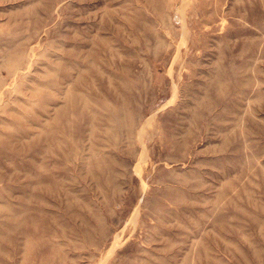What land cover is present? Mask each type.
I'll return each mask as SVG.
<instances>
[{
  "label": "rangeland",
  "instance_id": "obj_1",
  "mask_svg": "<svg viewBox=\"0 0 264 264\" xmlns=\"http://www.w3.org/2000/svg\"><path fill=\"white\" fill-rule=\"evenodd\" d=\"M1 230L0 264H264V0H0Z\"/></svg>",
  "mask_w": 264,
  "mask_h": 264
},
{
  "label": "bare ground",
  "instance_id": "obj_2",
  "mask_svg": "<svg viewBox=\"0 0 264 264\" xmlns=\"http://www.w3.org/2000/svg\"><path fill=\"white\" fill-rule=\"evenodd\" d=\"M36 89H38V88H36ZM35 89V91H37ZM34 91V92H35ZM33 92V93H34ZM47 99V98H46ZM71 104V103H70ZM126 106V105H125ZM66 111V108L64 107V108H59V107H57V109H55V112H54V117H58V116H60L63 112H65ZM15 125L16 124H18V123H14ZM17 126V125H16ZM130 131V130H129ZM25 135H23V133L21 132V129L20 130H16V132L14 133V141H18L17 142V144L16 145H19L18 146V148H16V147H14V149H16V151L17 152H21V151H23L24 150V148H26L27 147V145H23V144H21V142H22V137H24ZM53 140V144L54 145H57V146H59V141L57 140V139H55V138H52ZM24 210H26V209H23V210H20V211H24ZM22 213H24V212H22ZM33 220V219H32ZM35 222V221H34ZM3 237H6V238H4V241L6 242V240L7 239H9V240H11L12 241V239H11V237H9V236H7V235H4L3 233H2V230H1V234H0V242H2V239H3ZM28 243H30V241L28 240L27 241Z\"/></svg>",
  "mask_w": 264,
  "mask_h": 264
}]
</instances>
